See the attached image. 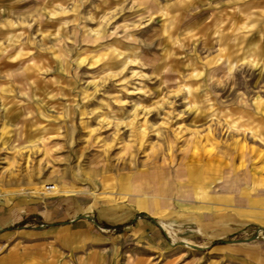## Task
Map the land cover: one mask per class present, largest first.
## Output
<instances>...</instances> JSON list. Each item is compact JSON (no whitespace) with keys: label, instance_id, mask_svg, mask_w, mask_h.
I'll list each match as a JSON object with an SVG mask.
<instances>
[{"label":"rangeland","instance_id":"1","mask_svg":"<svg viewBox=\"0 0 264 264\" xmlns=\"http://www.w3.org/2000/svg\"><path fill=\"white\" fill-rule=\"evenodd\" d=\"M77 3H81L77 16L86 29L100 27L101 18L120 5L124 10L116 14L108 31L147 15L146 9H133L132 0ZM56 4L67 6L69 0H0V200L83 193L106 205L98 217L109 222L138 211L134 222L151 224L145 230L149 241H142L143 258L132 261L135 257L129 254L120 264H240L231 255L238 248L264 258V65H245L225 87L208 85L210 76L217 80L226 76L227 58L264 61V0H158L150 5V22L141 21L142 26L131 33L149 46L119 36L94 45L78 38L76 44L67 45L71 50L67 62L56 58L59 50L41 47L55 45L60 24L76 17L46 18L31 28L18 24L21 16L52 10ZM159 10H166L168 17L157 15ZM247 14L254 15L257 28L231 44L232 30L244 23ZM173 18L174 27L165 35ZM19 32L26 34L21 43L31 55L15 60L21 45L11 47L6 56L3 48L9 47L8 37ZM42 33L51 35L45 38ZM33 39L36 43L25 42ZM176 39L183 41L184 49L174 47ZM221 47L227 49L226 58L216 64ZM110 48L147 66L131 65L122 77L101 85L91 81L118 71L122 60L110 57L95 67L89 66L93 59L83 66L73 63ZM190 63L205 71L201 80L188 81L203 85L194 94L196 100H203L207 92L214 113L187 112L185 94L173 98V111L184 112L183 116L165 120L164 110L142 109L131 127L122 125L117 131L115 125L101 123L105 118L131 121L134 103L153 106L168 91L162 89V81L181 80L192 70ZM169 65L172 73L161 76ZM20 69H27L24 76L7 78V73ZM132 71L151 77L142 83L153 95L134 92L139 87L136 80L119 83ZM25 89L33 99L20 95ZM114 96L129 103H115ZM233 124L242 130L233 129ZM88 240V235H79L72 247ZM209 246H218L222 256L211 255Z\"/></svg>","mask_w":264,"mask_h":264},{"label":"crops","instance_id":"2","mask_svg":"<svg viewBox=\"0 0 264 264\" xmlns=\"http://www.w3.org/2000/svg\"><path fill=\"white\" fill-rule=\"evenodd\" d=\"M101 206L106 205L83 193L0 200V264H120L129 254L135 257L132 261L143 258L142 241H149L145 230L150 222L135 223L138 211L109 222L98 217ZM79 235L89 240L73 248ZM208 249L211 255L223 254L218 246ZM239 249L231 252L238 263L264 264V258Z\"/></svg>","mask_w":264,"mask_h":264},{"label":"clouds","instance_id":"3","mask_svg":"<svg viewBox=\"0 0 264 264\" xmlns=\"http://www.w3.org/2000/svg\"><path fill=\"white\" fill-rule=\"evenodd\" d=\"M158 2V0H132V8H141L146 9L147 15H141L137 17V22L134 23H125L118 25L117 28L113 31H108V27L111 25L112 20L116 18L117 13H121L124 10V5H120L116 9H113L112 11L108 12L105 16H103L100 20V27L96 29H86L84 28L83 24L81 23V18L77 16L79 9L81 7V3H77V0H69V4L67 6H63L61 4H56L55 7L52 10H38L35 13H31L27 16H21L18 20V24L22 25L26 28H31L33 24H36L37 22H43L46 18H52L55 19L57 17H67V16H74L76 18L70 19V20H64L60 24V28L55 33L56 38V44L53 45L51 48L47 47H41L42 51H56L59 50V55H57V59L67 62L69 57L71 56V50L68 49L67 45L69 43L76 44L77 39L79 38L80 41L84 44H98L103 40L111 39L112 37L119 36L121 39L125 40L126 42L132 43V44H142L145 46H149L145 41L140 40L138 37L132 35V31L134 29H137L142 26L140 23L141 21H144L146 19L149 20L153 15V11L150 8V5L153 3ZM125 3H127V0H125ZM157 15H162L165 17H168V12L166 10H159L156 12ZM88 19H92V17H88ZM254 20L253 14H247L245 16L244 23L241 24L238 28H234L232 30L233 38L230 41L231 44H237L239 40L246 39L247 36L251 34V32L257 28V23H253ZM30 21V22H29ZM13 27H16L17 24H13ZM72 28V31L69 32V28ZM174 27V18L169 21L167 25V31L165 32V35H167L169 32L172 31V28ZM222 28V26H221ZM122 30V31H121ZM63 31L64 35H61V32ZM81 32H83V36L81 37ZM217 36H220L222 33L220 30L217 31ZM45 38H48L51 34L50 33H42ZM189 36H192V33L188 34ZM26 37V34L24 32H19L15 36L8 37V45L9 47L3 48V55H7L8 52L11 50V47H14L17 44L21 45L20 51L17 53L13 59L19 60L24 56L31 55V53H26L23 49V45L21 43L22 40H24ZM28 43H36V41L33 39L32 41H25ZM43 44V41L40 42ZM173 45L175 48L184 49L185 44L181 39L173 40ZM2 47V46H0ZM227 51L225 47H221L219 49L218 58L215 59V63L219 64L221 63L226 57H224V53ZM171 55H175V53H171ZM126 56H129L126 52H121L117 48H110L107 52L102 53L100 56H84L83 58H78L73 63L83 66L85 64H88L89 59H93L94 63L89 65L90 67H95L97 64H100L102 61L108 60L110 57L115 58L116 60H122L123 64L119 68L118 71H107L104 73V75L100 76L98 80H93L91 83L93 84H107L109 80H117L119 77H122L126 71H128L129 66L131 65H137L141 69L146 67L141 59L136 58L135 56H130L129 58L125 59ZM228 59V63L226 65L227 67V74L223 79L217 80L214 76H210L208 78V85H212L213 83L216 84L217 87H225L227 82L234 79V73L237 71H240L244 68L245 65L251 67V68H257L261 67V65H264V61H258L255 58H247L243 60H236L233 62L230 58ZM205 63H208L205 61ZM32 64H35V61L32 62ZM189 68L192 70L186 75L181 78V80H167L164 79L162 81V89H168V91L164 92V94L155 101L154 105L151 107H146L143 103H134V110L131 113L133 119L131 121L126 120H117L115 118L113 119H103L101 121L102 124H106L108 127H113L114 125L117 128V131L119 130L120 126H127L131 127L132 124L135 123V119L137 118V113L140 112L142 109L146 113H151L153 111H160L164 110L167 115L164 117L165 120H169L173 115L177 116H183L184 112L181 113H175L173 111L176 100L173 98L180 97L181 95H185L184 103L187 105L186 111L187 112H196L197 115H200L202 111L205 112H213L214 113V107L212 104V101L209 97V94L205 92L203 100L200 102H197L196 97L194 94L201 92L203 85H196L192 86L188 83V81H199L205 76L204 70H197L195 65L189 64ZM27 69H20L18 71L9 72L7 73V78L9 80H12L14 77H22L25 75V72ZM43 71H51V69L45 68ZM173 69L172 67L166 66L162 69L161 76H165L167 74L172 73ZM158 79L160 77H157ZM151 79L150 76L145 74L143 71H132L131 75L123 80H120L119 83L121 85H128L131 80H136L139 87H134V92L136 93H142L144 96H151L153 93L146 88L142 81ZM170 85H175L174 87H169ZM124 91H127V88L123 89ZM97 91H99V88H97ZM21 96L28 97L30 100L33 99L31 96H29L28 90H23L20 92ZM115 103L126 105L129 103L128 100H121L119 97H112ZM97 112L100 111V109L96 110ZM31 115V113H29ZM215 119V115L212 117ZM159 127V126H157ZM233 129H236V125L233 124L231 126ZM98 129H92V132L95 133ZM236 130H242V129H236ZM111 147V145H109ZM128 149H131L132 145L129 144Z\"/></svg>","mask_w":264,"mask_h":264},{"label":"bare ground","instance_id":"4","mask_svg":"<svg viewBox=\"0 0 264 264\" xmlns=\"http://www.w3.org/2000/svg\"><path fill=\"white\" fill-rule=\"evenodd\" d=\"M3 195V193L0 192V197ZM110 208L106 210V213L109 211ZM112 211V210H111Z\"/></svg>","mask_w":264,"mask_h":264}]
</instances>
